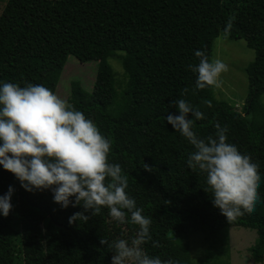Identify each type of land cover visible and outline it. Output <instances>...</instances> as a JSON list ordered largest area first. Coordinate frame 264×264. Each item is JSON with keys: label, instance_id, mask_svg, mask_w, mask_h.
<instances>
[{"label": "trees", "instance_id": "16d2710c", "mask_svg": "<svg viewBox=\"0 0 264 264\" xmlns=\"http://www.w3.org/2000/svg\"><path fill=\"white\" fill-rule=\"evenodd\" d=\"M220 35L244 40L254 52L241 112L216 99L213 87L198 89L189 68L199 63L197 50L212 60ZM119 52L126 77L121 92L108 63ZM69 55L98 62L92 91L74 82L67 103L112 140L108 161L128 176L126 191L151 219L152 241L159 243L147 242L144 251L192 264L189 235L212 238L238 227L256 232L249 252L264 264V0H7L0 15V83L43 85L55 93ZM177 99L204 114L187 117L200 138L214 137L219 124L227 142L258 165L260 199L253 213L228 221L213 206L212 192L204 190L206 173L187 166L193 146L167 123L168 115H179L172 105ZM9 186L14 192L9 215H0V264H17V258L21 264H111V250L99 243L111 242L107 208L96 216L81 205L62 208L50 189L25 191L0 166V196ZM76 212L90 218L69 224Z\"/></svg>", "mask_w": 264, "mask_h": 264}, {"label": "clouds", "instance_id": "9594fccd", "mask_svg": "<svg viewBox=\"0 0 264 264\" xmlns=\"http://www.w3.org/2000/svg\"><path fill=\"white\" fill-rule=\"evenodd\" d=\"M195 56L199 63L189 68L197 74L196 87L219 88L221 74L228 71V66L219 59L209 60L202 50H197ZM172 105L179 115H168L167 123L193 146L187 166L206 173L208 188L204 190L212 192L213 206L228 221L253 213L260 199L258 165L250 155L227 142L226 128L219 124L215 125L214 137L200 138L193 130L194 120L187 117L191 113L195 120H201L204 114L185 99L172 101ZM111 147L112 140L102 135L92 120L49 88L32 83L23 87L0 83V166L13 174L25 191L50 189L54 203L62 208L81 205L92 216L107 208L112 221L138 226L130 242L122 238L111 242L100 239L99 243L113 252L111 264H176L144 251L142 246L152 241V221L129 197L128 176L121 165L108 161ZM143 168L153 171L147 164ZM13 192L9 186L7 193L0 196V215L4 217L12 209ZM84 212L70 216L69 224L87 222L90 217ZM152 246L159 247V243L152 241Z\"/></svg>", "mask_w": 264, "mask_h": 264}, {"label": "rangeland", "instance_id": "374dc122", "mask_svg": "<svg viewBox=\"0 0 264 264\" xmlns=\"http://www.w3.org/2000/svg\"><path fill=\"white\" fill-rule=\"evenodd\" d=\"M7 0H0V15ZM122 52L108 59L115 75V88L121 92L126 83L121 59ZM219 59L228 66V71L221 74V86L213 87L214 97L228 101L235 110L241 112L247 98L246 68L254 59V52L250 50L244 40H230L220 35L212 46V60ZM98 70V62H81L69 55L65 61L55 94L67 102L70 96L71 84L78 83L85 91L91 92ZM264 105V97L260 99ZM108 233L111 241L126 239L131 241L135 232L126 229L112 221L108 215ZM15 232V226L13 231ZM257 234L253 230L232 227L228 231H221L215 237H207L202 233L188 236L189 253L192 264H257L250 256L249 248L254 244ZM113 255V252H112ZM17 264L21 261L17 258Z\"/></svg>", "mask_w": 264, "mask_h": 264}]
</instances>
